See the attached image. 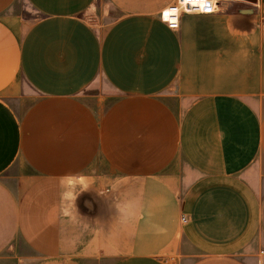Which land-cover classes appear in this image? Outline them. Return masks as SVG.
<instances>
[{
	"label": "crops",
	"instance_id": "0c3cea01",
	"mask_svg": "<svg viewBox=\"0 0 264 264\" xmlns=\"http://www.w3.org/2000/svg\"><path fill=\"white\" fill-rule=\"evenodd\" d=\"M19 1L0 0V264H264V0L179 28L178 0Z\"/></svg>",
	"mask_w": 264,
	"mask_h": 264
},
{
	"label": "built area",
	"instance_id": "2783aa9c",
	"mask_svg": "<svg viewBox=\"0 0 264 264\" xmlns=\"http://www.w3.org/2000/svg\"><path fill=\"white\" fill-rule=\"evenodd\" d=\"M202 1L204 2L203 4L201 3ZM214 10L215 7L209 0H178L176 4L162 9L160 16L169 25V27L179 28L180 15L182 12H212ZM165 13H168L167 18L165 17ZM183 221H186V217H183Z\"/></svg>",
	"mask_w": 264,
	"mask_h": 264
},
{
	"label": "rangeland",
	"instance_id": "374dc122",
	"mask_svg": "<svg viewBox=\"0 0 264 264\" xmlns=\"http://www.w3.org/2000/svg\"><path fill=\"white\" fill-rule=\"evenodd\" d=\"M18 8H20L24 12L25 15L30 13V16H32L31 15L32 13L28 11V10H30V7H29V5L27 4V2L25 0H20L19 1V5H17L15 7V9H18ZM95 18H97V16H95Z\"/></svg>",
	"mask_w": 264,
	"mask_h": 264
},
{
	"label": "water",
	"instance_id": "95a60500",
	"mask_svg": "<svg viewBox=\"0 0 264 264\" xmlns=\"http://www.w3.org/2000/svg\"><path fill=\"white\" fill-rule=\"evenodd\" d=\"M248 1H251V2H257V0H248Z\"/></svg>",
	"mask_w": 264,
	"mask_h": 264
},
{
	"label": "snow or ice",
	"instance_id": "6c2138e0",
	"mask_svg": "<svg viewBox=\"0 0 264 264\" xmlns=\"http://www.w3.org/2000/svg\"><path fill=\"white\" fill-rule=\"evenodd\" d=\"M167 16H168V13H165V17L167 18Z\"/></svg>",
	"mask_w": 264,
	"mask_h": 264
},
{
	"label": "bare ground",
	"instance_id": "6f19581e",
	"mask_svg": "<svg viewBox=\"0 0 264 264\" xmlns=\"http://www.w3.org/2000/svg\"><path fill=\"white\" fill-rule=\"evenodd\" d=\"M201 3L203 4L204 2L202 1Z\"/></svg>",
	"mask_w": 264,
	"mask_h": 264
}]
</instances>
